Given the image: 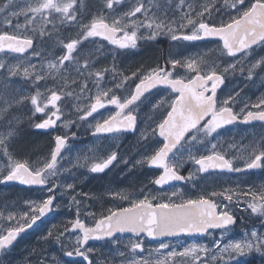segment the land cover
Listing matches in <instances>:
<instances>
[{
  "label": "snow or ice",
  "instance_id": "6c2138e0",
  "mask_svg": "<svg viewBox=\"0 0 264 264\" xmlns=\"http://www.w3.org/2000/svg\"><path fill=\"white\" fill-rule=\"evenodd\" d=\"M168 2L170 4L171 0ZM127 3V10L117 14V7H123L124 0H99L97 10L85 19L83 0H0V25L6 26L0 28V54L13 55L16 60L9 63L0 58V76L4 78L0 84V123L4 127L0 130V161H3L0 184L18 182L40 186L49 193L39 200L25 201L26 210L17 211L15 205L9 210L6 205L5 211H0V264H5L21 233L60 207L54 203L59 186L52 182V178L65 167L62 163L64 150L69 132L77 121L87 123L91 135L98 139L134 132L141 105L149 100L154 89L162 87L168 95L155 103L149 101L152 113L149 119L154 126L149 124L141 131L140 140L150 143L151 148L146 149L133 165L161 170L149 183L162 189L173 181L193 182L198 173L264 170V136L247 145L232 143L225 147L212 142L219 130L227 125L264 123V96L250 106L246 103L239 112L234 111L235 97L229 95L221 100L217 96L225 73L238 70L244 74L246 71V78L250 80L257 69L264 72V56L255 57L256 46L264 47V0H206L204 3L178 0L175 7L179 14L172 17L166 11L159 14L163 7L159 0H127ZM57 21L60 26L75 28V35L61 37ZM161 35L174 42L216 39L218 47L187 57L170 52L163 64L157 61L153 67L144 69L142 66L125 74L115 65L94 69L92 57L95 52L84 46L86 41L95 44L96 38H101L121 50L136 49L140 40L153 41ZM46 39H54V43L61 46L62 54L46 59L37 67L31 63L30 56H40L36 42ZM99 50L97 48L96 52ZM217 52L218 56L215 55ZM221 57L228 58L223 66L217 63ZM244 65H248L247 69ZM70 66L77 76L84 77L87 72L83 81L66 75ZM109 73L112 74V86H102L101 81ZM17 76L22 77L34 92L24 94L12 89L11 78ZM89 78L93 79L96 92L85 97L87 102L83 106L73 105L76 119H71L65 115L62 102L66 98L80 99L72 85H76L81 94L91 92ZM49 80L52 87L48 86ZM26 102H30L33 116L41 114L39 122H33L36 129L62 127L66 130L55 135L54 146L48 155L36 162L17 158L11 150L13 139L19 135L21 120L14 114L9 116V113ZM108 106H113L114 111L102 119H94L95 113ZM157 113L158 119L155 118ZM90 117H93L92 121ZM71 135L75 136V133ZM196 145L203 147L204 153L199 149L193 153L191 149ZM83 160L80 165L78 158L77 165L87 167L91 173H103L118 160V152L93 153L84 156ZM188 161L196 166L195 171H190L188 176L181 175L180 169ZM64 187L72 190L74 184ZM106 195L113 201L127 202V206L117 204L102 211L98 217L96 213H86L94 221L88 225L80 218L81 201L74 195L71 200L76 206L75 218L68 222L70 228L66 225L55 234L49 230L40 239L59 244L64 250L69 247L66 239L75 234L72 250L64 251V254L80 256L87 264H105L90 259L93 249L85 247L90 240L119 244L116 234L126 232L153 239L205 234L210 229H220L223 235L236 223L237 217L229 209L238 206L241 197L246 205L242 211L249 216L264 218V184L249 187L247 191L232 188L219 192L202 191L194 198L185 195L181 189L158 193L147 190L146 186L134 192L109 190ZM212 245L214 247L193 243L171 248L161 242L155 250L157 255L149 253L145 258L140 255L144 251L143 242L137 239L127 246L131 255L119 252V264H231L237 256L253 251L264 254V234L250 231L243 240L221 245V241L214 239ZM23 264H59V261L55 257L42 256L33 249Z\"/></svg>",
  "mask_w": 264,
  "mask_h": 264
},
{
  "label": "flooded vegetation",
  "instance_id": "af4514ba",
  "mask_svg": "<svg viewBox=\"0 0 264 264\" xmlns=\"http://www.w3.org/2000/svg\"><path fill=\"white\" fill-rule=\"evenodd\" d=\"M161 5H167L171 9H175V5L178 3V0H171L169 4L168 0H159ZM99 4V0L97 2ZM97 4L95 7H86V11L95 12L97 10ZM124 7V5H123ZM125 8V7H124ZM127 10V8H125ZM83 11V8H82ZM90 14V13H89ZM225 19L227 17H224ZM57 28H59V33L63 37L67 33V37L70 35H75V28L69 29L66 26H60L59 22H56ZM52 28V25L48 26ZM159 40V39H158ZM160 42V40H159ZM44 49L41 50L42 54L46 56L54 57L55 54H58L62 49L61 46L54 43L53 40L43 41ZM50 43V44H48ZM91 42H87L84 46H89ZM39 41L36 42V49H38ZM99 46V51L96 52V47L94 48L95 55L94 58V69H99L102 67L111 68L113 65L125 74H130L131 71H135L138 68L143 66L144 69L153 67L157 61L160 64L164 63V58L167 56H159L148 58L147 55H138L133 56L130 52L126 55H114V56H100V53L105 52V47L109 49L116 48V46L109 44L107 41L102 40L101 38H96V43ZM168 44H177L176 46L181 47V53H188L190 56L192 53L201 52L202 48H208L210 45H217L218 42L216 39H207L202 41H179L174 42L168 39ZM102 46V47H101ZM51 47L55 50L52 51ZM184 48V49H183ZM48 53H52L48 55ZM13 56V55H9ZM100 56V57H99ZM264 56V47L256 46L255 57ZM43 60V57L41 56ZM222 66L227 62L228 58H223ZM83 61H81L82 63ZM245 67V66H244ZM245 69H247L245 67ZM241 74L239 71L228 72L224 74V82L217 89L218 98L225 99L226 93L225 90L232 87L233 83L237 81L241 76L246 75ZM71 77L77 79L78 81H83L87 76L85 73L84 77L77 76L76 72H71ZM247 77V76H246ZM119 79V77H117ZM250 90H252V99L249 106L252 103H255L259 97L264 96V72H260L259 69L256 70V74L253 75L252 79H243ZM43 83V82H41ZM48 86L52 87V81H47ZM102 86L111 87L113 84L112 74H106V79L101 81ZM88 85L91 92L85 91L83 94L80 93L79 88L76 85H72V88L75 90L76 95L80 96V99L77 100L75 97L66 98L62 102V107L65 115L69 116L71 119H76L75 109L73 105L80 104L83 106L86 103L85 97L88 95H94L96 92V87L93 83V79H88ZM29 93L34 92V89L29 85ZM44 89L42 88L41 91ZM168 95V91L164 88L154 89L149 96V100L145 101L141 105V110L139 112V117L137 121V130L132 132H123L118 134L115 137H102L96 138L91 135V129L87 123H82L77 121L76 125L71 128L69 132V138L67 142L66 149L64 150L65 160L62 161L65 167L61 172L54 178L52 182L59 187L55 191V201L54 203L59 204L60 207L57 211H52L47 213L44 217L39 219L30 229H27L24 233L18 237L15 242V247L12 249L11 254L5 259V264H12L14 261V256L17 253V249L22 246L27 240L32 236L36 235L37 232L43 227L44 224L49 223L52 219H56L55 215H58L57 218L65 221H70L75 218V208L76 206L72 203L71 197L76 196L78 200L81 201L79 205L81 209L80 218L88 224L87 220V211L89 207H93L96 213H101L108 208L115 207L117 204L122 203L123 206H127V202L113 201L106 193L109 190H124L128 192L139 191L143 186L149 189V186L153 185L149 181L155 176L160 174V169L150 168L147 166L141 167L139 165L133 166L134 161L141 158L142 154H145L146 149L151 148V144L140 140L141 131H143L149 124H153V121L149 119V116L152 115L150 111V103H155L157 100H160L163 97ZM246 103L240 101H235L234 111L239 112V110L244 107ZM30 102H26L22 106L24 118L21 120L19 126V135L13 139V150L20 159H30L33 162L43 160L49 153L50 149L54 146V137L58 134H63L66 130L62 127H57L55 129H36L33 126V122H39L41 114L32 115ZM254 110V109H253ZM21 111V110H20ZM114 111L113 106H108L105 109L99 110L98 113L94 114V119L99 120L103 117H106L110 112ZM156 119L159 118V113L155 116ZM90 121L93 120V117L89 118ZM59 123V122H58ZM154 126V124H153ZM260 128H264V123L255 121L249 124H244L237 122L233 125H227L224 128L219 130V134H225L226 132L237 129L238 134H243L242 142L250 138L251 135L259 136ZM71 133H75V136H72ZM226 137V135H225ZM227 139V137H226ZM249 140V139H248ZM194 147L191 149L193 152ZM115 150L118 152V160L113 163L108 169L103 173H91L87 167H82L77 165V160L79 158V164L84 163L83 157L90 156L93 153L96 155H103L107 151ZM194 153V152H193ZM204 153V152H203ZM124 160H127L128 163H123ZM71 161V163H68ZM77 165V166H74ZM195 165L188 161L184 164L183 168L180 169V174L188 176L190 171H195ZM259 172V171H256ZM256 172H247L239 174H227V173H211L203 176H210L213 174H220L226 176H242V175H251ZM200 174V173H199ZM201 175V174H200ZM186 181H175L171 182L168 185L164 186L162 189L158 186H154V190H172L176 189L179 186L184 187ZM74 184V189L69 190L64 187L66 184ZM189 183V182H186ZM192 185V183H191ZM11 189L12 199L17 211L26 210V205L24 204L27 200H39L42 196H47L49 193L46 188H41L40 186H27L21 185L18 182H11L8 184H0V190ZM88 194L87 196L83 194ZM187 196L195 197L194 190L187 191ZM236 224L238 223V216L236 215ZM89 225V224H88ZM123 236L122 234L116 235V237ZM106 241V240H104Z\"/></svg>",
  "mask_w": 264,
  "mask_h": 264
},
{
  "label": "rangeland",
  "instance_id": "374dc122",
  "mask_svg": "<svg viewBox=\"0 0 264 264\" xmlns=\"http://www.w3.org/2000/svg\"><path fill=\"white\" fill-rule=\"evenodd\" d=\"M84 7V18L88 19L90 18L91 13L86 11V7H95L98 0H83ZM186 2H192V3H204L206 0H186ZM128 3L127 0H124V7L127 8ZM99 7V4H97V8ZM124 7H117V14H119L121 11H125L126 9ZM167 12L169 17H172L174 14L178 15V11L175 7V9H171L169 6L164 5L162 7L160 15H163V12ZM90 13V14H89ZM20 22L23 23V17L20 18ZM6 27L5 25H0V28ZM143 31V30H141ZM75 33V32H74ZM70 35V34H69ZM55 36V34H54ZM61 36V35H60ZM62 37V36H61ZM67 37V33L63 36ZM160 42H159V40ZM169 37L166 35L159 36L156 40L153 41H145L140 40L138 42V47L136 49H125L121 50L119 48H113L109 49L105 47L106 50L103 53H100V56H118V55H126L129 52L133 56H140V55H147L148 58L152 57H159V56H168V54L171 52L173 55H183L185 57L189 56L188 53H181L182 50L181 47L176 46L175 44H168ZM89 42L86 41L85 44ZM50 44V43H48ZM51 45V44H50ZM96 47L99 48L97 44L90 43L89 46H85V49H91L92 51ZM38 49H44L46 45H44L43 42L39 41ZM217 45H210L208 48H202L201 52L198 53H192L190 56H195L197 54L203 53L208 51L209 49H216ZM184 49V48H183ZM51 50L55 52V50L51 47ZM41 54L40 56L31 57V63L36 64L37 67L40 66L42 62H44L46 59H52L55 56H59L62 54V49L58 54H55L54 57L46 56L45 54H42L41 50L39 51ZM94 52V51H93ZM52 53H48L50 55ZM30 55V54H29ZM216 56L219 55V53H215ZM41 56L43 57V60L41 59ZM99 56V57H100ZM0 58L5 59L9 63H15L16 60L14 56H3V54H0ZM94 61V58H92ZM223 59L222 57L217 61L218 64H222ZM83 63V62H82ZM246 68L248 65H244ZM94 67V65H93ZM238 71V70H237ZM71 72H75L73 66L69 67L68 72L66 75H70ZM87 73V72H85ZM246 75L241 76L237 81H235L232 85V87L225 90L226 98L231 95L235 97V101H240L242 103H248L252 99V90H250V86L246 84V82L243 80L246 78ZM3 76H0V84L3 83ZM11 88L17 89L23 92L24 94H29V84L25 83L22 77H13L11 78ZM15 95L16 93H12ZM238 94V95H237ZM21 110V111H20ZM22 107H17L11 110L9 113V116L15 115L22 120L24 118ZM3 123H6L3 122ZM0 130H4L3 124L0 123ZM227 139H226V137ZM262 136H264V128H260L259 136H252L248 139H246L244 142H242L243 134H238L237 129L230 130L226 132L225 134H219L215 140H213V143H219L220 145H223L227 147V145H230L232 143L236 144H245L247 145L250 141L258 140ZM13 141L11 143V150H13ZM197 149L200 150L201 153H203L205 150L200 145H196L193 149V152L195 153ZM185 158L187 157V152L184 153ZM3 164V161H0V165ZM192 183V185H191ZM264 184V170H260L259 172H256L255 174L251 175H242V176H226V175H220V174H213L210 176H203L199 173L196 174L194 177L193 182L186 183L184 187L179 186L176 189H181L187 195V191L194 190L195 197L199 195L202 191H221L224 188H232V189H241L244 191H247L249 187H258L259 185ZM195 185V186H193ZM162 190V191H156L158 193L162 192H171L173 190ZM148 190H154V186H149ZM221 199L222 198H218ZM244 198L241 197V202L238 206L233 205L230 206V211L234 212L235 215L238 216V223L235 224L230 228V231L221 234V230H216L212 232H208L204 236L199 237H178L174 239H168L163 241H156L152 242L146 239L145 236L141 237H134L131 235H123L116 237V239L119 241V244H112L108 241H101V242H89L88 245L85 247H91L93 249V252L90 254V259H93L95 261H104L105 264L107 262H113V264H119V261L121 257L119 256L120 251H124L126 255H131V253L128 251V244L130 241H136L139 239L143 242V253H140L143 257L147 258L149 257V253H152L153 256L157 255L155 252L156 249L159 248V245L161 242H164L168 245H170L171 248H179L180 246H186L189 244H207L210 247H214L212 245V241L219 240L221 241V245L224 243H228L229 241L234 240H243L246 237V234L250 231H256L260 234H264V218H260L257 216H249L247 212L242 211L243 208L246 207L245 203L243 202ZM223 203L227 204L228 201H223ZM8 206L9 210H11V206L14 205L13 199H12V193L11 189H4L0 190V211H5V206ZM59 209V208H58ZM58 209H55L57 211ZM87 213H96L95 209L93 207H89V211ZM86 214V213H85ZM100 213H96L97 217ZM56 219H52L49 223L44 224L43 227L37 232L36 235L32 236L27 242H25L22 246H20L17 249V253L14 256V261L12 264H23V262L28 259L31 254L32 250L35 249L37 252H39L42 256L48 257L51 259L52 257H55L59 264H87V261H85L82 257L73 255L71 257L64 254V251H71L72 245L75 243V234H73L69 239H66V243L69 245L64 250H61V246L56 243L52 242H44L40 238L47 234L49 230L53 231L55 234L58 230H63V228L67 225L70 228V224H68L69 221H65L64 219L61 220L58 217V215H55ZM88 224L91 225L93 221V217L87 215ZM66 237H68V234H65ZM167 251V250H162ZM231 264H264V254L259 252H250L243 256H237L234 260L231 261Z\"/></svg>",
  "mask_w": 264,
  "mask_h": 264
},
{
  "label": "water",
  "instance_id": "95a60500",
  "mask_svg": "<svg viewBox=\"0 0 264 264\" xmlns=\"http://www.w3.org/2000/svg\"><path fill=\"white\" fill-rule=\"evenodd\" d=\"M259 170V169H257ZM249 171H255V170H249ZM210 172H227V171H219V170H215V171H210ZM208 172V173H210ZM231 173H235V172H231ZM202 174H206V173H202ZM175 182V181H173ZM11 183V182H10ZM171 183V182H170ZM166 186V185H165ZM210 230H218V229H210ZM209 230V231H210ZM117 234H130V235H133L131 233H117ZM116 234V235H117ZM206 234V233H205ZM205 234H192V235H180V236H171V237H159V238H156V239H153L151 237H147L146 235V238L149 240V241H162V240H167V239H174V238H177V237H182V236H187V237H193V236H202V235H205ZM134 236V235H133ZM94 241H102V240H90L89 242H94Z\"/></svg>",
  "mask_w": 264,
  "mask_h": 264
},
{
  "label": "bare ground",
  "instance_id": "6f19581e",
  "mask_svg": "<svg viewBox=\"0 0 264 264\" xmlns=\"http://www.w3.org/2000/svg\"><path fill=\"white\" fill-rule=\"evenodd\" d=\"M210 232H212V231H210ZM210 232H209V233H210Z\"/></svg>",
  "mask_w": 264,
  "mask_h": 264
}]
</instances>
